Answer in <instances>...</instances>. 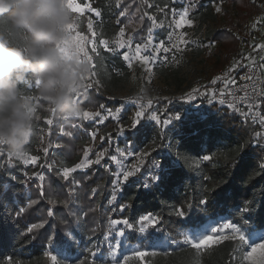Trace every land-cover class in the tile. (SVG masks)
<instances>
[{"label":"trees","instance_id":"16d2710c","mask_svg":"<svg viewBox=\"0 0 264 264\" xmlns=\"http://www.w3.org/2000/svg\"><path fill=\"white\" fill-rule=\"evenodd\" d=\"M78 1L85 3L88 0ZM228 1L237 11L236 25L209 28L205 35L207 40L216 44L214 57L217 70L226 67L235 56H239L242 35L236 30L258 8L259 2L264 0ZM149 2L153 8H147L142 0H136L135 3L123 0L120 8L115 10L110 7L108 0H91L92 6L102 14L97 23V31H102L110 38L131 18L139 26V31L145 34L151 21L145 17L141 22V13L136 12V9L139 7L154 13L156 5H167V8L173 6L171 0ZM129 4L128 15L119 16L118 13ZM195 18L202 25L218 22L219 15L213 4H205L203 1ZM94 71L103 90L97 87L89 89L84 94V102L79 103L81 109L88 108L95 112L104 108H117L121 99H117L114 92L121 89L131 76V70L123 61L121 53L102 50ZM155 71L176 91L192 85L182 73V67L162 65L156 66ZM88 97L91 98V104L87 103ZM198 103L200 106L196 109L184 102L169 103L166 112L172 116L179 114L181 118L173 120L163 131L160 125L146 119H142L136 128H131V117L136 107L129 106L121 119L126 126L124 135L118 136L115 133L117 139L109 143L111 151L120 147L127 152L131 149L136 152L149 149L150 155L143 157L140 171L123 185L122 196L116 206H125L123 217L134 225V229L137 220L145 214L161 217L149 233L151 237L171 236L177 239L181 230L197 227L225 214H232L235 222L245 227L264 228V142L257 143L260 138L254 135L257 131L264 132V128L243 123L239 113L220 104L219 100L209 104H201V101ZM41 105L40 114L43 116L47 114L44 111L47 105L44 102ZM261 110L264 111V108ZM38 123L43 124L42 121ZM59 124L65 130L72 131L73 136H62L54 123L51 135L45 136L43 145L35 131L26 147L32 154L46 157L47 162L56 168L60 165L71 167L82 160L88 146H95L89 134L94 125L77 117L69 121L60 120ZM72 124L78 127L73 129ZM57 143L62 147H55ZM107 146L108 141H105L99 148ZM42 147L49 148L47 155ZM96 150L94 148V154ZM205 155L213 159L205 161ZM6 161L7 152L4 151L0 155V264H4L8 257L19 264H44V249L51 243L64 244L71 232L80 240L79 245L107 232L112 210L107 207V203L115 179L111 167L92 164L85 170H77L68 181H64L54 175L55 169H49L46 165L27 167L16 159L10 164ZM39 169L45 176L43 198L39 196V179L33 175ZM157 175L161 177L159 181L153 179ZM145 183L149 185L147 188L143 187ZM49 197L58 203L50 205L47 202ZM201 199H206L207 203L200 204ZM31 200L39 202L31 205ZM64 200L68 201L67 206L59 203ZM245 207L249 208L248 212H244ZM49 208L53 216L47 215ZM177 208L185 210L184 217L175 215ZM40 222H45L44 227L28 231L32 224ZM133 234L131 241L135 243L137 233ZM187 248V245H183L169 251L172 254L167 257L157 255L146 259L149 264H190V251H181ZM232 249L233 243L225 242L208 250L201 257V264H238L239 256L233 258ZM88 258L90 261L91 258ZM95 260L96 264H114L110 260Z\"/></svg>","mask_w":264,"mask_h":264},{"label":"snow or ice","instance_id":"6c2138e0","mask_svg":"<svg viewBox=\"0 0 264 264\" xmlns=\"http://www.w3.org/2000/svg\"><path fill=\"white\" fill-rule=\"evenodd\" d=\"M136 0H132V3H135ZM142 2L146 5L147 8H153V4L149 2V0H142ZM115 6L120 8L123 0H114ZM222 0L217 3L215 7V11L217 13L222 12ZM65 6L73 13L76 22L73 24L67 25V30L70 33L69 39L64 42V47L60 49L62 56L66 60H70L73 55L79 57L80 63H87L88 71L87 74L79 75V83H76L73 87L74 96L76 102L83 103L84 102V94L91 88L98 87L100 85L99 79H95L96 76V65L100 59L101 51L109 52V53H117L120 49H130L132 54L130 55L128 51L121 53L122 59L126 62V66L131 70L133 68L134 63H138L141 66L142 72L146 73V83H151L152 79L155 76L154 67L158 59H162L165 63H168L169 57L168 55H163L161 57V53H180L181 55L185 51V48L189 44V41L185 39L187 35L184 32H177V29H182L185 26L191 27L193 25L192 19L189 18L188 9H184L179 13L177 18L175 10L172 11L173 20L169 24L170 28H173V31L168 34V41H160L158 43H154V38L151 34V28L148 30V36L142 43L133 44L132 37L130 35H126V28L132 23V20L129 19L127 25L121 26L118 32L111 39L106 37L102 31H97L94 28V17H100L101 12L99 9L92 7L91 0L84 5H82L78 0H65ZM130 4L126 5L118 15L123 17L128 15ZM191 7V5H190ZM167 5L164 7H160L156 5V10L158 12H164ZM90 13L87 17L86 29L87 32L91 34V38L88 35H85L80 31L81 24L83 23V17L85 14ZM136 12H140L141 15L139 19L141 22L147 17L153 24H156L159 27H164L163 23L157 22V17L155 15L150 14L147 11H143L139 7L136 9ZM119 24L120 21L118 20ZM260 23L259 20L255 21L252 27L255 29L257 25ZM102 28V24H101ZM111 44V46H110ZM149 48H151V52L148 53ZM253 52L264 51V43L256 44L253 46ZM148 53V54H145ZM95 58V59H94ZM172 60H176V56L173 55ZM247 61V63H244ZM260 61H264V56L260 57ZM248 68L249 73L240 77V81H244V83H239L235 77L231 76V73L237 71L239 68ZM259 72H264V62H257L256 58L249 53L247 56H241L240 59L234 60L233 64L229 67L226 74L218 76L210 81V84L215 85L217 81H222L224 87L219 91H209L205 89L204 95H211L213 98L217 96L220 97L219 103L226 104V106L231 109L235 113H239L243 117V123L259 125L264 128V111L261 109L264 108V87H261L264 84V80H261ZM133 80H135V76H133ZM40 81L30 82L27 85V88L32 91L38 89L40 86ZM199 88H194L191 93H186L182 99L191 101L195 98V94L200 93ZM239 92L240 95L236 93ZM228 97H231V101L227 100ZM38 98L34 97V100ZM129 102L138 105V109L135 112L133 117V121L130 125L131 128H136L137 125L141 123L142 119H146L148 122H155V124L161 126V130L167 125H170L173 120H180V115L175 114L171 118L161 119L163 113L158 107H153L154 104H157L159 101L158 97H151L146 95V90L141 88L140 93L137 97L132 98L129 97ZM163 99L168 100V97H163ZM237 101H239V106L237 105ZM43 101L40 100L39 104ZM170 102V101H169ZM211 102V100L209 101ZM87 103L91 104V98H87ZM103 108V105L100 106ZM242 109H244L242 111ZM151 110V111H149ZM44 111L47 113L46 115L40 114V108L37 109V125L39 140L43 145L45 140V136L51 135V127L56 124L59 128V131L62 136L71 138L73 136V132L70 130H65L64 127L60 126L59 121H69L71 118L69 117H58L56 114V109L53 107L47 106ZM164 111H167L165 108ZM147 114V115H146ZM107 115H112V112L109 110ZM101 116L100 111H92L88 108H84L77 115V117L82 118L83 120H94L97 117ZM107 116H105V119ZM43 122L41 125L38 122ZM103 122V121H101ZM47 126V127H44ZM71 127L77 128V124H72ZM123 125L119 126V130L123 131ZM255 137L260 139L257 140V143L264 142V132L257 131L255 132ZM93 140L96 137V132L91 133ZM103 139V138H101ZM55 147L60 148L62 145L57 143ZM42 151L47 155L49 148L42 147ZM91 149H86L84 151V159L82 162L77 163L74 166L67 167L64 165H60L59 168H56L55 165L46 163V166L49 169H55L54 175H56L59 179L64 181H68L72 173L76 172L77 169H82L85 167L91 166L93 163L100 164L101 160L104 159L107 149L101 150L95 154L94 159H88V155ZM119 153V157L117 155H111V161L122 164V160L120 158H126L128 155L139 156L141 158L140 162L136 165H133L131 168L122 167L121 171L115 173L117 181L126 182L129 177L135 175L136 172L140 171L139 164L143 162V157L150 155L148 151H141L139 153L132 152L127 153L125 151H121L117 149ZM4 154L3 146H0V155ZM14 158L16 160L22 161L24 164L36 165L39 161V157L33 155L30 150H27L23 155L13 154L11 152H7V161L6 163H13ZM213 157L210 155L203 156V160L210 161ZM159 167V164L155 165ZM34 175L38 176L40 184L38 185L39 196L43 198L45 196L44 191V180L45 176L40 173H34ZM160 176H154L153 179L155 181L160 180ZM12 179H15L13 177ZM149 185L145 183L143 187L147 188ZM49 190H51V184L49 183ZM119 190V189H117ZM112 201L116 199L115 195L112 196ZM38 200H31V205H36ZM50 205H56L58 201L51 197L48 198L47 201ZM59 203L67 206L68 201H60ZM200 204H206V199H201ZM191 207V205H189ZM124 210V206H120V211ZM20 211H23L21 209ZM249 208L245 207L244 212H248ZM19 215V212L17 213ZM48 216H53V211L49 208L47 212ZM175 215L179 217L185 216V210L183 208L175 209ZM161 220V217L154 216L152 214H146L139 218L138 223L140 224L139 231L143 233L147 226H155ZM45 222L34 223L31 227L28 228L29 232H32L34 229H39L44 227ZM123 224L128 228H133L134 225L129 222L128 219L122 220H111L110 225H120ZM218 226H212L210 228H201L203 231L197 233H193L192 235H184L183 244L187 245V249H181V251H190V255L192 257L190 264H201V257L205 252L211 250L219 245L224 244L225 242H232L233 249L232 253L239 256L238 264H264V229H242L237 223H233L230 220L225 221L223 223L217 222ZM93 231H95L93 229ZM120 236L124 235L123 229L119 230L118 233ZM109 235H111V230L109 231ZM115 249H118L120 245L117 243ZM171 252H156V251H133L131 255L123 256L122 261L118 262V264H130V261L138 260L141 264H148L146 261V257H156L157 255L169 256ZM45 257L51 264H58L57 256L52 252H46ZM90 256L93 258L89 261L88 257H85L84 260H80L78 264H96V252L90 250ZM7 264H13V258H7Z\"/></svg>","mask_w":264,"mask_h":264},{"label":"rangeland","instance_id":"374dc122","mask_svg":"<svg viewBox=\"0 0 264 264\" xmlns=\"http://www.w3.org/2000/svg\"><path fill=\"white\" fill-rule=\"evenodd\" d=\"M203 1L205 2V4L207 3L213 4L214 8L216 7L217 3L220 2V0H171V3H173L172 4L173 6L169 8H165L164 12H158L157 10H155L154 13H150L157 17L158 24L163 23L164 25V27H159L156 24H153L152 22L150 24L149 28H151L152 30L151 34L154 38V43H158L160 41L167 42L168 34L173 31V28L169 27V24L173 20L171 10L173 9L175 10L176 16L178 18L179 13L182 10L188 9L189 18L192 19L193 25L191 27L185 26L182 29H177L176 31L186 33L187 35L185 36V39L189 41V44L185 48V51L183 52L182 55L180 53H175V52H170L167 54L161 53V57L163 55H168L169 61L168 63H165L162 59H158L155 64V67L162 66V65H173L176 67L177 66L182 67V73L188 77V79L192 82V85L187 89L183 88L179 91H176L175 88H173V86L170 85L167 80H165L163 77L157 74V72L155 71V67H154V72H155L154 78L152 79L151 83H146L147 74L142 72L141 66L138 63H134L133 68L131 69V76L129 80L127 81V83L121 89L114 92L115 97L117 99H121L120 105L117 108H104L102 111H100L101 112L100 117H97L94 120H87V121L92 122L94 125V129L90 130L89 132L90 136H91V133L96 132V137L94 140L91 136L92 141L95 142V146L87 147V149L89 148L91 149L88 155V159L90 160L94 159L95 154L97 152L107 149L105 157L104 159L101 160L100 164L106 165L107 167H111L112 171L114 172V176H115V173H118L121 171L122 167L131 168L133 165L138 164L141 160L139 156L128 155L126 158H120L122 160V164H117L111 161L110 159L111 155H117L119 157V153L117 149L121 151H125L123 147L116 148L114 150L112 149V151L109 148V143L117 139L116 138L117 136L116 137L114 136L115 133H117L118 136L124 135L126 126L123 125L121 119L124 116L125 111L127 110L129 106L136 107V111L139 107L138 105H134L130 103L128 99L129 97H132V98L137 97L140 93L141 88H144L146 90L147 96L159 98L158 103L154 104L153 107H158L161 110V112L163 113V115L161 116V119L163 120L166 118H171L172 115L164 111V109L167 107L169 103L184 102L188 106L196 109L200 106V103H198L199 101H201V104L204 102L209 104L211 103L209 102L210 100L211 101L216 100V98H213L210 94L204 95L203 93L205 92V89H207L209 93H211V91H214V90L215 91L221 90L224 87L222 81H217L215 85L210 84V81L218 76L226 74L229 67L233 64L234 60L239 59V56L237 55L233 58L232 62L229 65H227L224 68L218 69V70L216 69L215 57H214V50H215L216 44L205 38L206 32L209 28L228 27V26L236 25L237 11L228 0H222V4H220V6L222 7V12L218 13L219 15L218 22L212 21V22L201 25L199 20H197L195 16L197 14V11L200 5L203 3ZM87 2L81 3V4L84 5ZM108 3L112 9H115V10L119 9L115 6L114 0H108ZM88 15H90V13L86 12L85 17L82 18L83 23L81 24L80 31L84 33L85 35H88L89 38H91V34L88 33L86 29V22H87ZM158 15L160 16L158 17ZM101 17H102V14L100 17H94L93 15V19L95 21L94 23L95 30H97L96 29L97 23L101 20ZM131 20H132V23L126 28V35H130L132 37L134 45L137 43H142L147 38L149 33L147 31L145 34H142L139 31V26L135 23L133 19ZM257 20H259L260 23L257 25L255 30L261 35L257 44H261V43H264V1L259 2L258 8L253 12V14L247 20L243 21L242 26L238 28L236 32H238L239 35H240V32H241V35L243 33L245 35L247 32L246 29L248 28V26L249 25L252 26L253 23ZM128 22L124 25H127ZM252 29L254 28L252 27ZM244 35L242 36L241 39H243ZM112 37H110V39ZM125 51H128L130 55L132 54V51L127 48L120 49L118 50L117 53H123ZM150 52H151V48H149L148 50V53ZM148 53H145V54H148ZM251 54L257 60L259 57L264 56V51L253 52ZM173 55L176 56V60H172ZM133 76H135V80H133ZM231 76H232V73H231ZM95 79H97L96 76H95ZM97 88L102 89L103 87L100 84ZM194 88H199L201 91L200 93L195 94V98L193 100L188 101V100L182 99V97H184L186 93H191ZM104 91L108 92L107 90H104ZM163 97H168V100L163 99ZM109 110L112 112V115L110 116L107 115ZM135 112L133 113L131 117L132 121H133ZM105 116H107L106 119H105ZM120 125L124 126L122 132L119 130ZM36 131L38 132L37 128H36ZM105 141H108V146L105 148H99L101 143H104ZM3 148H4V151L9 152L6 146H3ZM94 148L97 149L95 154H94ZM148 150H149L148 148L140 149L137 153L141 151H148ZM132 152H136V151L131 149L127 153H132ZM36 156L40 158L37 164H40L41 167H43L44 165H46V163H48L46 157L41 158V156L39 155H36ZM83 159H84V156L82 160ZM82 160L80 162H82ZM24 165L27 167L30 166V164H24ZM141 165L142 163L139 164L140 168H141ZM89 167H85V168L77 169V170H85ZM36 173H40L44 175V173L40 169ZM34 176L35 178L39 179L38 176L36 175ZM126 182L124 181L118 182L115 176L113 189H112L111 195L107 203V207L112 209L111 218L109 219L108 230L104 235L100 237H92L88 239L87 242H85L84 244L79 245L80 240H77L76 234L74 232H71L64 244L51 243L47 246L48 248L47 252H52L54 255L57 256L58 264H61L63 262L65 264H78L80 260H84L85 257H88V256L91 259H93L90 256V250L96 252L95 259L110 260L112 261V263L118 264V262L122 261L123 256L131 255L133 251H149V252L168 251L169 252L171 250L177 249L184 245L183 238L185 234L192 235L194 232L199 234V232L203 231V229L201 228L202 225H203V228H210L212 226H218L217 222L223 223L225 221L230 220L231 222L236 223L232 214L220 215L213 219L208 220L204 224L199 225L197 227H189V228H185L181 230L179 233V238L177 239L171 236H159V237L149 236V233L151 232L154 226H147L145 228V231L141 233L139 231V227H140V224L138 223L139 219L136 222L137 225L135 226L136 227L135 229L128 228L127 226L123 224L114 225V226L110 225L111 220H122L126 218V217H123L124 210L120 211V207L116 206L117 202L122 196V188ZM113 195H115L116 197L114 201H112L111 199ZM124 209H125V206H124ZM237 224L242 229H252V228L245 227L244 225H241L239 223ZM120 229H123L124 231L123 236H120L118 234ZM110 230H111V235H109ZM134 232L137 233L136 234L137 241L135 243L131 241V239L134 236L133 234ZM117 243L120 245V247L118 249H115L114 246ZM4 264H7V261ZM13 264H19V262H16L13 260ZM44 264H51V262L47 260L45 255H44ZM130 264H141V262L138 260H133V261H130Z\"/></svg>","mask_w":264,"mask_h":264},{"label":"clouds","instance_id":"9594fccd","mask_svg":"<svg viewBox=\"0 0 264 264\" xmlns=\"http://www.w3.org/2000/svg\"><path fill=\"white\" fill-rule=\"evenodd\" d=\"M65 0H0V146L23 155L35 135L42 100L58 117L81 112L73 87L87 63L60 51L75 23ZM40 81L30 91L28 83ZM34 97L38 98L34 100Z\"/></svg>","mask_w":264,"mask_h":264},{"label":"built area","instance_id":"2783aa9c","mask_svg":"<svg viewBox=\"0 0 264 264\" xmlns=\"http://www.w3.org/2000/svg\"><path fill=\"white\" fill-rule=\"evenodd\" d=\"M246 34L244 35V33L242 34V36L244 35L242 42H241V47L239 49V59L241 58V56H247L249 53H253L252 49L253 46L256 45L259 41L260 38V33H258L255 29H252V26L249 25L248 28L246 29ZM257 62H264V61H260V57L257 59ZM244 63H247V61H244ZM249 73V69L248 68H239L237 69V71L232 73V76L236 78V80L239 83H244V81H240V77L248 74ZM261 77V80H264V72H259L258 73ZM261 87H264V84L261 85ZM237 95H240L239 92L236 93ZM220 97H216V100H219ZM227 100L230 102L231 101V97H228ZM226 105V104H225ZM237 105L239 106V101H237ZM47 249H44V254L47 252Z\"/></svg>","mask_w":264,"mask_h":264}]
</instances>
